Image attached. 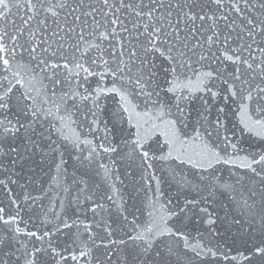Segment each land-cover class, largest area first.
<instances>
[{
    "label": "snow or ice",
    "instance_id": "snow-or-ice-1",
    "mask_svg": "<svg viewBox=\"0 0 264 264\" xmlns=\"http://www.w3.org/2000/svg\"><path fill=\"white\" fill-rule=\"evenodd\" d=\"M0 264H264V0H0Z\"/></svg>",
    "mask_w": 264,
    "mask_h": 264
}]
</instances>
